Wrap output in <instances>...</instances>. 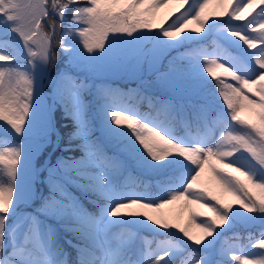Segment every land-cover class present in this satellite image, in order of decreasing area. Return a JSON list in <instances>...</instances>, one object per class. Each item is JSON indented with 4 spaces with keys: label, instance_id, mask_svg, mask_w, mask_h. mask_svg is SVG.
I'll use <instances>...</instances> for the list:
<instances>
[{
    "label": "snow or ice",
    "instance_id": "obj_1",
    "mask_svg": "<svg viewBox=\"0 0 264 264\" xmlns=\"http://www.w3.org/2000/svg\"><path fill=\"white\" fill-rule=\"evenodd\" d=\"M170 2L0 0V24L7 25L19 37L27 57L26 65L17 64V56L0 51V122L7 125L16 137L24 136L34 109L38 112L41 106L44 73L56 65L61 51L67 53L74 46L68 42L73 34L79 38L82 52L87 54L81 58L82 63L74 62L73 66L78 71L81 68L88 70L94 66L93 62L105 61L113 69L139 80L141 85L149 83L144 79L147 72L155 78L157 85L167 88L179 85L186 73V54L170 55L169 42H179L185 33L203 36L206 26L209 31L221 21L219 18L228 16L223 27L229 36L238 37L247 49H257L258 42L262 46L250 51L254 66L249 65L247 71H241L235 64L226 66L229 63L227 60L224 63L217 59L205 60L204 69L215 78L216 91L224 106L223 116L229 122V130L223 133L218 142L209 145L199 139L177 140L170 135V128L164 122L132 110L127 103L128 93L112 87L107 80L95 85L98 101L107 100L119 106L109 113L112 122L118 128L130 130L136 144L152 161L160 164L170 158H179L187 172V175L177 178L167 198L152 202L144 194L129 192V198L111 207L107 216L112 219L143 217L158 230L174 227L197 246L187 253L188 259L182 264H216L213 251L201 252L197 249L206 242H209V249L213 248L214 241L210 238L217 237V229L229 223L235 207L264 217V7H260L256 17L248 20L247 24H231L233 19H244L246 12L257 4H264V0H238L231 11H228V7L233 0H220L222 10L211 14L217 17L212 19L211 24V17L205 15L211 0H203L195 9L182 12L167 27H162L157 23L156 13ZM179 2L183 6L188 0ZM70 10L71 20L68 21ZM257 20L259 28L251 29L256 35L247 34L249 27ZM193 23L197 27L189 29L188 26ZM209 55L201 49L194 52L192 57L205 58ZM218 70L236 83L226 82L218 75ZM50 83L53 98L66 104L68 114L78 126L73 138L81 137V129L88 126L84 96L92 84L67 70ZM135 91L139 92V89ZM153 99L157 112L175 115V105L170 99ZM149 103L151 106L152 99ZM246 114L257 117L259 123L247 118ZM193 116L204 124L209 120V114L204 109L194 110ZM81 147L85 153L81 160L65 161L57 166L64 173L63 176L53 169L46 180L40 181L48 185V195L40 194L37 197L42 203L35 212L18 213L17 223L10 232L9 218L19 203L24 202L20 178L25 153L23 142L0 138V264H69L64 250L57 243V227L48 223L49 219L57 221L59 227L73 233L80 241L74 245L77 248V264H171L170 259H165L171 257V249H165L162 255L150 254L143 259H131L136 253L130 247L114 246L110 226L104 217L88 212L70 191L72 185L86 187L73 176L88 174V164L110 169L117 166L95 141L86 140ZM189 165L194 167L189 168ZM77 167L82 170L76 172ZM206 170L209 173L207 180L204 179ZM34 177L36 181L40 180L38 170ZM104 183H107V177ZM225 196L232 197L234 204L225 202ZM209 199L214 203L209 204ZM176 204L180 205L178 209L165 211ZM193 206L207 208L208 212L197 211ZM184 212L190 216L186 225L179 222ZM209 212L211 216L208 219L196 223L198 217H208ZM170 216L175 217L176 223H172ZM193 226L198 231L193 232ZM17 229L24 233L23 242L14 245L5 255L6 241ZM250 244L253 248L264 250V233ZM221 254L227 256V250H222ZM249 255L255 258L249 259ZM233 260L237 264H264V251L237 255ZM226 262L222 261V264Z\"/></svg>",
    "mask_w": 264,
    "mask_h": 264
},
{
    "label": "rangeland",
    "instance_id": "obj_2",
    "mask_svg": "<svg viewBox=\"0 0 264 264\" xmlns=\"http://www.w3.org/2000/svg\"><path fill=\"white\" fill-rule=\"evenodd\" d=\"M199 2H203V0H188L186 4H183V6L180 5L179 0H171V2L168 4L167 7L161 8L156 13L157 23L162 27H167L168 24L172 23L175 18L180 15L182 12L187 11L188 9L192 8L195 9ZM238 2V0H233V4L228 7V11H231V7L235 5V3ZM216 3V8L213 10V12H219L221 11L220 7V0H211V4ZM260 7H264V4H257L254 9H250L249 12H246L244 14V19L242 20H232L231 24L232 26H241L244 24H247L248 20H252L254 17H256V14L259 12ZM213 12H209L206 15L210 16L209 24H211L212 19H217V17L211 16ZM221 21L218 23H215L213 27L205 33H202L203 36L196 37L198 39L207 38L210 35L213 37L214 42L216 44L213 48H207L202 46H185L178 50V53H185L186 57H190L193 66L195 69H197L195 75H194V81L195 85L191 89H185L183 85H186L187 77L193 76L191 70L186 69V73L184 77L182 78L180 84L182 85L184 92L190 91L188 93H183L182 95L173 93L174 91L171 90V93H173L175 96H177L179 99L186 98L189 102L194 96H197L194 91L197 89L198 93L202 94L203 96H200L199 100L203 104L201 107L202 109L209 112L208 108L210 107H216L215 105L217 102H215L212 99L205 98V83L210 78L209 75L205 69V60L207 59H217L219 62L224 63L226 60L229 62L226 64V66H231L232 64L237 65L241 71H247L249 65H253L252 61V53L250 51H256L259 47L262 46L261 42H258L257 49H247V46L243 43V41H239L238 37H231L227 34V31L223 27V25L226 23L229 19L228 16H224L222 18H219ZM3 25V30L7 31L8 26ZM189 29L197 27L195 23L190 24ZM252 28H259V22H257L249 27L247 30V34L250 35H256V32L251 31ZM158 29H154L156 31ZM187 32V30H186ZM244 34V33H242ZM183 41V36L180 38L179 42H169L170 46L175 47H181ZM2 40H0V45H3ZM71 45H74L70 48V50L67 52L70 54V56L73 57V59L79 63L82 62V57L87 55L86 53L82 52V46L79 45V38L73 36V38L70 41ZM20 46L25 51L24 46L22 42L20 41ZM205 50L210 55L202 58V57H192V54L196 52L197 50ZM0 51H7L10 53L5 46L0 47ZM254 59V58H253ZM94 66L91 68L94 70L95 73L101 74L106 73L110 75H114L117 77H120L121 79L128 80L130 78L129 75H127L123 71L115 70L113 69L107 62L105 61H96L93 62ZM254 66V65H253ZM218 72H222V70H218ZM45 76V74H44ZM211 76V75H210ZM191 79V78H190ZM223 79L226 80L228 83L235 84L236 82L231 79V77H223ZM45 81L42 82V89H41V106L39 111L37 112L35 109L33 111L32 116L29 119V123L26 127V131L24 136L22 137H16L14 133L11 132L10 129H8L7 125H4L2 122H0V131L4 133H8L9 135L15 137V139L18 142H23L24 145V168H22L21 171V178H20V186L23 190L24 194V204H22V207H17L12 215L9 218V231L11 232L12 229L15 227L17 223V216L18 213H33L37 209L40 208V205L38 204L39 199L37 198L40 194L43 193V183L40 181L46 180L45 178L48 177L49 171L56 169L57 174L63 176L64 173L57 168L58 165L62 164L60 162H53L51 159L48 161V164L40 171V180L36 181L34 177V173L38 170L40 167V164L45 162V159L49 155L50 150L53 149L55 145V138L56 133L53 126V118L50 111V95L45 90H49L45 86ZM47 85V84H46ZM238 86V85H237ZM168 90L167 88H165ZM53 92L52 90H49ZM192 93V95H191ZM183 100H175L179 103H184ZM128 106L134 110L138 111V109H135L132 104L128 103ZM117 105H112L110 102H106L103 104V107H100V113H99V123L97 125L98 130L103 133L102 137L107 140L109 137H117L119 142V147H117V151H119L118 154L115 155L116 161V168L112 170H107L105 168H102L101 170H94L93 168H90L88 164L87 168L90 169V172L83 176H73V179H78L80 183H85L91 190L96 191L99 194V197L103 199L104 201L101 202L100 208L98 213H93L94 215L99 214L104 217V219L107 221L108 225L110 226V231L112 232L113 237V244L114 246H120L123 245L125 247H130L136 255H132L130 258L135 259H143L145 256L150 254H160L162 255L165 249H171L172 255L171 257H165V259H175L177 256H182L184 253L187 252L190 248H195L196 245L193 244V242L188 241L186 237L183 236L182 233L179 232L176 228H169V229H163L160 228L159 230L156 229L155 225H152V227H147V223H149L145 218L138 217L140 219L141 224L137 223H127L124 218L119 219H112L107 216V212L110 210L111 207H113L116 203L121 202L124 199H128L129 192H135L146 195L152 202H157L161 198H167L168 191L172 190L173 185L175 184L177 178L187 175V172L185 171L184 162L181 161L179 158H170L166 162L170 164V168L174 171V176L171 178V180L167 184L160 185V193L154 195L147 189H141L139 190L138 187H130L128 180H120L118 178V173H120L122 170H132L133 167L136 166H159L163 163L157 164L156 162L152 161L150 157L147 156V153L144 152L142 148L139 147L138 144L135 142V137L132 134V132L126 128H118L111 120V116L109 115L110 111L118 108ZM212 109V108H210ZM179 110L181 113H183L184 109L179 107ZM222 111H224V106L222 107ZM139 112V111H138ZM151 116L152 119L158 121V122H164L166 126L170 128V135L175 137L177 140L181 141H191L193 139H199L202 141H206L209 143V145L214 144L219 141L220 137L223 135L225 131L228 129L225 127V121L227 120L223 114L224 112H219L221 116V121H218L217 123L211 124V122H207L205 125L206 131H188L185 130L183 132H178L174 125L172 123H169L164 117H157L153 116L150 113H147ZM7 130V131H6ZM85 131V129H83ZM108 136V137H107ZM60 141V140H59ZM135 144V147L133 145ZM245 155H248L245 153ZM52 158V157H51ZM231 159V158H229ZM81 160V159H79ZM76 160V161H79ZM225 162H228L226 160ZM189 168H192L194 166H188ZM47 170L46 177L43 175L44 171ZM82 169L80 167H77L75 169L76 172L81 171ZM85 171H87L85 169ZM230 171V170H229ZM68 175H72V173H68ZM209 176L208 171L206 170L204 174V179L207 180ZM107 177V183H104V178ZM40 182V183H39ZM98 185L102 187H98ZM211 187H214L212 185H209ZM225 202L233 203L234 200L230 196L224 197ZM209 204H212L210 199L208 201ZM20 204V203H19ZM180 207L179 204L176 205H170L169 208L172 209H178ZM196 208L197 211L200 212H208L207 208H199L198 206H193ZM27 208V209H25ZM211 216V213L209 212L208 217H198L196 219V223H200L203 220L208 219ZM190 219L189 213L184 212L183 217L179 221L182 225H186ZM240 222L241 225L246 226H254L257 225L258 227H263L264 230V217H257L255 214H249L245 212L244 209L235 207L233 209V212L230 214V220L227 225H225L223 228H218V236L214 238H210V240L214 241V246L212 249L208 248V243L206 242L205 245H201L198 251L201 252H208L213 251V259L216 261V264H222V261H227L226 264H237L233 260V257L237 255H243L251 252H260L264 251L262 249H259L258 247L253 248L251 247L250 242L247 244H241V242H233L228 239V236L225 234V232L229 231L230 228L233 227V222ZM48 223L53 224L57 227V231L59 229V225L56 223L51 222L48 220ZM176 223V219H175ZM256 226V227H257ZM193 232L198 231L193 226ZM146 231V232H145ZM171 231L175 232V237H178V239H172L171 237H163V234H171ZM147 234L156 236L155 239V246L151 248L152 239ZM24 233L21 229H17L14 233L13 237L11 236L8 241H6V245L11 242V240L14 239H20L23 237ZM67 241L74 242L75 244L80 243L79 241L72 240L68 236H63ZM165 238V239H162ZM60 239L59 232H58V239ZM259 239V238H258ZM255 239V240H258ZM252 240V241H255ZM14 245H17L12 242V244L9 245V247L5 248V255L9 251L12 250V247ZM187 245H191L190 247H187ZM10 248V249H9ZM9 249V250H8ZM64 250V248L62 247ZM222 250H227V256H223L221 254ZM65 254V253H64ZM66 257V256H65ZM67 258V257H66ZM249 259H254L255 257L252 255L248 256ZM187 258L184 259L181 258L179 261L181 264L183 261L187 260ZM69 264V258H67ZM178 262V263H179ZM171 264H175V262L171 261Z\"/></svg>",
    "mask_w": 264,
    "mask_h": 264
},
{
    "label": "trees",
    "instance_id": "obj_3",
    "mask_svg": "<svg viewBox=\"0 0 264 264\" xmlns=\"http://www.w3.org/2000/svg\"><path fill=\"white\" fill-rule=\"evenodd\" d=\"M216 3H210L208 9L205 10V15L207 13L213 12V10L216 8ZM71 20V10L68 12V21ZM68 21L65 22V27H67ZM3 25L0 24V40H2V44L5 46V48L10 52V54L17 56V64H27V57L25 51L20 46V39L19 37L10 31V28L8 27L7 31L3 30ZM74 36V34H73ZM69 37V43L71 39L73 38ZM11 46H8V45ZM185 46H202L207 48H213L216 46L213 37L210 35L207 38L198 39L191 33H185L183 35V41L181 44V47H175L171 46V53L170 55H176L178 53V50ZM74 62L76 64H80L79 62L75 61L72 56L68 53H64L61 51V55L59 57V60L57 61L56 65L51 67V75L50 79L46 85V88L49 90H52V85L50 83L51 80L55 79L60 75L62 71H70L73 74L79 75L83 78H85L89 83L92 84V88L89 90V92L84 96V100L87 104V121L88 126L85 127V131L81 129L83 135L81 137L73 138V133L78 131V126L74 122L72 116L68 114L69 108L66 106L65 103L60 102L59 100H56L57 102V108L55 110V117L57 122V127L59 132L61 133V140L58 144V146L55 148L51 161L53 162H60L63 163L65 161L70 160H79L82 157H84L85 153L82 150L81 145L86 140L95 141L97 144H99L104 152L113 159V161L116 163L117 159L115 158V155L119 153L117 151V147H119V142L117 137H109V139L105 140L101 133L98 130V123H99V113H100V107L107 102V100L101 102L97 100L96 93H95V85L99 83L102 80L110 81L112 84V87L119 88L123 92L128 93V101L127 103L132 104V106L135 109H138L140 113L147 114L150 113L153 116L157 117H164L169 123H172L175 127V129L178 132H183L185 130L188 131H206L205 126L203 125L202 121L197 120L193 116V112L196 109H201L202 103L199 100L200 96H203L202 94L198 93L197 89L192 90L196 91L195 94L197 96H194L189 102L186 98L179 99L177 96H175L173 93L184 96L183 93H188L190 91H185L182 87V85L179 83V85L167 87L168 90H166V87L159 86L155 83V78L153 76H150L147 72L144 74V79L147 80L149 83L148 85H141L140 81L134 78H129L128 80L121 79L120 77L101 73L97 74L94 72V70L90 67L88 70H84L81 68L79 71L76 67L73 66ZM82 63V62H81ZM184 65L187 70H191L193 76H188L186 80V85H183L185 89H191L195 85L194 81V75L197 71L195 67L192 64L191 58L186 57L184 60ZM48 71V70H47ZM44 79L45 81L47 72L44 73ZM218 75H221V78L227 77L226 75H223L222 72H218ZM209 79L205 83V98L212 99L217 104L216 107H210L209 110V122L213 125V123H217L218 121H221V116L219 112L222 111L223 102L219 99L216 87H215V78L211 77L209 75ZM191 78V79H190ZM139 89V92L135 91ZM171 90L174 91L171 93ZM192 95V93H191ZM154 97H159L160 99H170L173 104L175 105V115H170L166 112H157L155 108V99ZM152 99V105L150 106L149 100ZM175 100H183L184 103L176 102ZM70 97L68 98V103L70 104ZM179 107L183 108V113L180 112ZM247 118L252 119L254 122L259 123L258 118L255 116H251L249 114H246ZM228 120L225 121V127L228 128ZM236 127H239L236 125ZM108 137V136H107ZM0 138H7V139H15V137L9 135L8 133H4L0 131ZM18 142V141H17ZM41 165V164H40ZM90 168H93L94 170H101L105 167H93L92 165ZM116 168V167H115ZM107 170H112L110 168H105ZM114 169V168H113ZM47 170L44 171L43 175L46 177ZM118 178L122 181L128 180L130 181L129 185H135L140 189H147L154 195L160 193V185L167 184L171 178L174 176V171L170 168V164L168 162H163V164L159 166H136L132 168V170H122L120 173H118ZM47 178V177H46ZM45 178V179H46ZM84 184L85 188H79L75 185H72L70 187V191L73 192L74 195H76L81 204H83L84 208L87 209V211L98 213L101 202L104 200L99 197V194L91 190L87 184ZM43 195H48V185L46 183H43ZM40 206L42 201L39 199ZM20 203L18 205L19 208L22 207V204ZM27 209V208H25ZM168 208L165 211H169ZM172 221V223H175V217L170 216L169 217ZM261 218V217H260ZM51 222L58 224L57 221L49 219ZM125 221L127 223H137L141 224L140 219L138 217H125ZM234 225L232 228L229 229V231L225 232V234L228 236V239L230 241H239L242 244H247L252 240L258 239L262 233H264L263 227H258L257 225L254 226H246L241 225L240 222H233ZM59 225V224H58ZM147 227H152L150 223L146 224ZM257 226V227H256ZM60 239L58 240L59 246L63 247L67 251V257L69 258V261L71 264H77V248L74 247L76 245L73 241L69 242L63 236H68L72 240L79 241L76 236L73 235L71 232L65 231L63 228L59 227L58 229ZM146 232V231H145ZM175 232L171 231L170 237L175 239H178V237H175ZM167 234H163V237H167ZM24 239L21 237L19 240L14 239L13 241L17 243L18 245L22 244ZM80 242V241H79ZM16 245V246H18ZM195 248H190L189 252L192 251ZM183 256H187V253H184ZM181 256L172 259L171 261L178 263L181 260Z\"/></svg>",
    "mask_w": 264,
    "mask_h": 264
},
{
    "label": "water",
    "instance_id": "obj_4",
    "mask_svg": "<svg viewBox=\"0 0 264 264\" xmlns=\"http://www.w3.org/2000/svg\"><path fill=\"white\" fill-rule=\"evenodd\" d=\"M49 74H50V69H49V72H48V76H49ZM47 79H48V77H47ZM50 109H51V114H52V117H53V120H54V128H55V131L58 133L57 125H56V121H55V99L53 98V96H52V99H51ZM57 140H58V137L56 138V141ZM52 152H53V149L51 150L50 155L48 156L47 160L50 159ZM46 164H47V161L44 163V166ZM39 177H40V175H39Z\"/></svg>",
    "mask_w": 264,
    "mask_h": 264
}]
</instances>
